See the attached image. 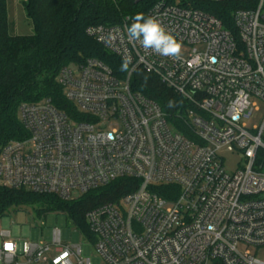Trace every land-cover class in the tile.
<instances>
[{
    "label": "built area",
    "instance_id": "2783aa9c",
    "mask_svg": "<svg viewBox=\"0 0 264 264\" xmlns=\"http://www.w3.org/2000/svg\"><path fill=\"white\" fill-rule=\"evenodd\" d=\"M239 5L227 26L183 0H155L146 17L182 43L179 60L130 41L131 16L88 27L109 54L130 59L128 71L97 58L64 66L57 82L73 107L22 104L27 136L0 147V184L68 201L123 180L127 193L86 213L103 264H264V113L247 124L264 103V0ZM140 68L184 100L181 124L132 89ZM225 153L242 156L236 171ZM1 235L6 264H91L58 228L54 248L24 241L22 254Z\"/></svg>",
    "mask_w": 264,
    "mask_h": 264
},
{
    "label": "trees",
    "instance_id": "16d2710c",
    "mask_svg": "<svg viewBox=\"0 0 264 264\" xmlns=\"http://www.w3.org/2000/svg\"><path fill=\"white\" fill-rule=\"evenodd\" d=\"M155 0H26L24 9L34 32L12 34L9 30L8 0H0V147L11 140L27 136L20 107L50 98L63 109L73 107L65 100L57 82L60 70L79 64L87 58H97L116 72L122 62L109 54L87 28L119 24L125 16L142 13L145 17ZM184 4L207 11L231 25L232 12L242 0L211 3L207 0H183ZM132 89L157 102L174 124H181L178 115L184 100L161 79L144 69L131 78ZM129 190L123 180L84 194L75 200H62L51 194H40L0 184V219L13 207L39 204V212L56 210L72 218L79 230L93 239L86 213Z\"/></svg>",
    "mask_w": 264,
    "mask_h": 264
},
{
    "label": "rangeland",
    "instance_id": "374dc122",
    "mask_svg": "<svg viewBox=\"0 0 264 264\" xmlns=\"http://www.w3.org/2000/svg\"><path fill=\"white\" fill-rule=\"evenodd\" d=\"M26 0H8V20L9 30L12 34L29 35L33 34L32 22L28 19L24 3ZM74 65V64H73ZM260 111H256L253 117L247 120L248 127L258 125L264 113V103L256 100ZM225 168L228 172H234L242 161V156L238 153H225ZM41 205L27 204L20 207H13L8 215L0 219V248L4 237L1 232H10L9 238L17 242L19 254L23 252L24 241L35 243L53 244V231L60 229L62 243L64 245H80L82 247V258L90 259L91 264H103L100 256L95 250L94 245L79 230L71 217L67 214L48 210L43 213L37 211ZM242 250V246L240 247ZM253 250V249H252ZM264 259V252L258 253ZM19 264H26L24 258H19ZM0 264H3L1 261Z\"/></svg>",
    "mask_w": 264,
    "mask_h": 264
},
{
    "label": "clouds",
    "instance_id": "9594fccd",
    "mask_svg": "<svg viewBox=\"0 0 264 264\" xmlns=\"http://www.w3.org/2000/svg\"><path fill=\"white\" fill-rule=\"evenodd\" d=\"M131 19L133 22L125 25L130 41L139 42L146 51L157 55L180 59L182 43L157 18L137 13ZM130 62V59L125 58L120 70L128 71Z\"/></svg>",
    "mask_w": 264,
    "mask_h": 264
},
{
    "label": "crops",
    "instance_id": "0c3cea01",
    "mask_svg": "<svg viewBox=\"0 0 264 264\" xmlns=\"http://www.w3.org/2000/svg\"><path fill=\"white\" fill-rule=\"evenodd\" d=\"M13 241H15V240H13ZM15 242H16V241H15ZM16 243H17V242H16ZM1 247H2V246H1ZM0 249H1V248H0ZM1 261L3 262V264H6L5 261H4L2 258H0V262H1Z\"/></svg>",
    "mask_w": 264,
    "mask_h": 264
}]
</instances>
